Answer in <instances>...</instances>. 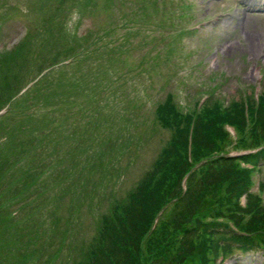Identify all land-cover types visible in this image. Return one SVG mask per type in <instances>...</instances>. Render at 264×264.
I'll return each mask as SVG.
<instances>
[{
  "label": "rangeland",
  "instance_id": "1",
  "mask_svg": "<svg viewBox=\"0 0 264 264\" xmlns=\"http://www.w3.org/2000/svg\"><path fill=\"white\" fill-rule=\"evenodd\" d=\"M262 1L0 0V106L48 70L3 104L0 264L82 260L169 140L156 119L169 96L186 113L264 92Z\"/></svg>",
  "mask_w": 264,
  "mask_h": 264
},
{
  "label": "trees",
  "instance_id": "2",
  "mask_svg": "<svg viewBox=\"0 0 264 264\" xmlns=\"http://www.w3.org/2000/svg\"><path fill=\"white\" fill-rule=\"evenodd\" d=\"M156 119L171 132L169 140L128 197L102 218L86 255L75 264H219L220 257L264 254V200L252 193L264 167V92L258 99L240 95L226 106L213 96L187 113L169 96ZM258 149L229 156L231 150ZM45 170L31 171V180L25 173L16 183L28 187L33 174ZM6 172L0 187L14 179ZM259 188L263 193L264 179Z\"/></svg>",
  "mask_w": 264,
  "mask_h": 264
}]
</instances>
